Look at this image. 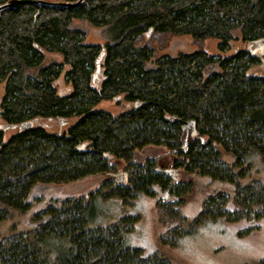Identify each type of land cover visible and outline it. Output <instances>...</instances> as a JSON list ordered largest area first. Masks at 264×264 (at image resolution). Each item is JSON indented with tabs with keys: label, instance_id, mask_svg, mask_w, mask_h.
I'll return each mask as SVG.
<instances>
[{
	"label": "trees",
	"instance_id": "16d2710c",
	"mask_svg": "<svg viewBox=\"0 0 264 264\" xmlns=\"http://www.w3.org/2000/svg\"><path fill=\"white\" fill-rule=\"evenodd\" d=\"M15 1L0 12V124L33 126L9 129L15 132L8 138L0 129V218L25 211L35 184L108 178L87 198L33 216L30 230L0 235V264H171L127 244L137 217L102 223L116 203L156 188L180 198L188 184L178 186L168 167L235 185L232 199L209 196L194 226L264 216V185L239 181L253 158L264 160V50L226 54L233 42L264 40V0H83L73 7L41 2L78 0ZM76 22L105 29V43H87V29ZM149 30L216 39L219 55L199 49L156 57L153 46L138 43ZM44 52L60 61H46ZM62 74L70 88L63 96L55 86ZM121 100L129 107L117 114L96 109ZM53 120L75 121L49 130L45 122ZM189 121L194 136L184 132ZM151 147L169 155L134 159ZM112 160L129 170L127 187L113 183Z\"/></svg>",
	"mask_w": 264,
	"mask_h": 264
},
{
	"label": "rangeland",
	"instance_id": "374dc122",
	"mask_svg": "<svg viewBox=\"0 0 264 264\" xmlns=\"http://www.w3.org/2000/svg\"><path fill=\"white\" fill-rule=\"evenodd\" d=\"M76 23L87 29V43H105L108 35L105 29L90 27L86 23ZM138 43L153 46L156 57L175 56L180 52L191 53L199 49L212 55H219L216 39L196 41L186 35L152 33L141 38ZM239 49L255 51L253 50L255 47L251 44L236 41L231 44L226 54L231 55ZM256 53L262 54V52ZM44 55L46 61H60V57L56 54L44 52ZM3 86L0 83V98L3 94ZM55 86L61 96L70 91L64 82L63 74L55 81ZM128 107L129 105L121 100L119 104L114 101L101 102L96 109L117 114ZM74 121L60 125L53 120L46 121L45 124L49 130L61 131L73 125ZM189 131L191 127L184 132L189 133ZM14 132V130L7 131L5 138ZM150 149L145 155L141 152L139 158L134 157V159L140 162L147 156L169 155L163 147ZM221 154L226 163L229 165L233 163L231 156L225 155L222 151ZM111 164L113 165L112 174L121 171L129 173L123 162L119 164L112 160ZM251 166L252 170L250 169V173L239 180L240 183L245 185L256 179L264 185V160L253 158ZM168 170H171L170 173L176 178L178 186L184 187L188 184L185 192H179L180 198L175 197L176 193L169 190L156 188L152 196H132L129 200L116 203L114 208L108 209V215L102 219V223L110 224L121 216L137 217L134 229L128 235L127 244L141 249L144 256L164 257L171 264H259L264 259V216L259 219L218 217L195 226L193 224L209 196L223 192L227 198L232 199L235 193L234 183L212 180L209 176L189 175L172 167H168ZM107 178V176L95 174L61 184H35L25 200L28 204L25 211L13 210L7 214L6 218H0V235L30 230L34 226L33 216L45 212L51 205L59 206L65 199L87 198L88 194L98 189L102 181Z\"/></svg>",
	"mask_w": 264,
	"mask_h": 264
},
{
	"label": "water",
	"instance_id": "95a60500",
	"mask_svg": "<svg viewBox=\"0 0 264 264\" xmlns=\"http://www.w3.org/2000/svg\"><path fill=\"white\" fill-rule=\"evenodd\" d=\"M83 0H78L75 3H61V2H41V4L43 5H48V6H61V7H73V6H77L79 5ZM18 4L17 1L12 0L9 1L3 5H0V12L6 8L9 7H15ZM150 30L147 33V36H149ZM252 46L255 47V51H251L252 53H256V52H262L264 50V40L261 41H257L254 42L253 44H251ZM33 126V122L28 121V122H23L19 125H14V124H0V129L5 131V130H9V129H17L18 131H22L28 128H31ZM191 127V135L194 136L196 134V129H195V123L193 121H189L186 122L184 125V129H187ZM171 170H165V173H169L170 174ZM113 179H114V184L117 187H127L128 186V173L126 171H121L119 173H115L112 175Z\"/></svg>",
	"mask_w": 264,
	"mask_h": 264
},
{
	"label": "flooded vegetation",
	"instance_id": "af4514ba",
	"mask_svg": "<svg viewBox=\"0 0 264 264\" xmlns=\"http://www.w3.org/2000/svg\"><path fill=\"white\" fill-rule=\"evenodd\" d=\"M167 195V194H166Z\"/></svg>",
	"mask_w": 264,
	"mask_h": 264
}]
</instances>
